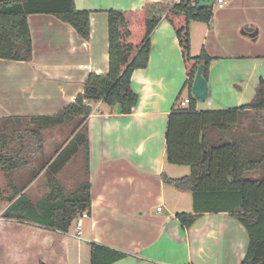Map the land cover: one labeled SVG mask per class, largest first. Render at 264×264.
<instances>
[{
	"label": "crops",
	"instance_id": "1",
	"mask_svg": "<svg viewBox=\"0 0 264 264\" xmlns=\"http://www.w3.org/2000/svg\"><path fill=\"white\" fill-rule=\"evenodd\" d=\"M178 1L74 0L77 9L90 12L87 40L52 14L27 15L31 60L0 58V65L4 62L0 66V121L53 115L82 93L89 73L108 71L106 10ZM198 1L210 5L213 15L206 23L190 22L191 53L205 50L212 60L206 76L208 98L196 102L195 108L226 110L248 104L264 81V0H225L222 8L216 7L215 0ZM246 27L256 31L254 37ZM186 80L174 29L161 20L151 36L147 66L131 75V88L138 95L131 112L117 113L103 101L91 104L86 120L87 154L83 149L91 207L81 221L80 233L76 221L61 232L0 219V264H91L90 242L125 253L111 264H239L246 255L248 235L236 218L228 212H204L185 226L177 217L193 213L192 195L169 181L183 176L174 169L176 164L165 160V131L172 108L189 96ZM212 133L208 137L213 144L235 141L245 158L263 159L252 172L255 177L264 175V106L240 110L236 124L227 132ZM42 143L43 138L41 150L18 166L26 172L22 186H13L33 204L45 195L39 185L47 184L50 161L34 159L41 157ZM30 192L36 196L30 197ZM182 194L191 201L185 204L191 211L181 209Z\"/></svg>",
	"mask_w": 264,
	"mask_h": 264
},
{
	"label": "trees",
	"instance_id": "2",
	"mask_svg": "<svg viewBox=\"0 0 264 264\" xmlns=\"http://www.w3.org/2000/svg\"><path fill=\"white\" fill-rule=\"evenodd\" d=\"M106 12L108 71L89 73L82 93L57 113L15 118L19 124L24 123L23 134L28 137L23 142L18 131V147L6 143L0 136V172L11 171L41 150L39 130L77 122L73 137L47 166V193L33 204L28 196L20 194L21 189H15L9 197H4L0 190V204L4 207L1 217L67 232L83 212H89L91 184L85 181L66 194L56 174L80 146L87 154L86 120L92 112L93 102L103 101L111 108L120 105L122 114L131 112L138 99L131 88L132 72L147 66L152 33L161 20H166L173 27L180 46L190 101L186 108H172L165 131L166 162L190 168L188 175L169 179L178 189L190 191L192 195L193 213H178L177 217L185 226H191L201 213L228 212L245 227L248 235L246 255L239 264H264V175L246 176L255 171L263 159H247L237 142L215 145L207 135L211 128L227 132L236 124L240 110L264 106V81H260L248 104L226 110H196V101L190 92L192 80L199 63L204 64L203 76L206 78L212 57L205 50L192 55L189 24L192 21L209 22L212 7L198 0H179L149 2L138 9L112 8ZM35 13L52 14L71 25L82 40L89 38L90 12L77 9L74 0H0L1 59L31 60L32 39L27 15ZM16 130H21V126ZM89 245L91 264H111L125 256L114 248L94 242Z\"/></svg>",
	"mask_w": 264,
	"mask_h": 264
},
{
	"label": "rangeland",
	"instance_id": "3",
	"mask_svg": "<svg viewBox=\"0 0 264 264\" xmlns=\"http://www.w3.org/2000/svg\"><path fill=\"white\" fill-rule=\"evenodd\" d=\"M1 63H2L1 65H3L4 62ZM185 93H187V90H185L182 95L185 96L186 95ZM76 124L77 122L75 120L72 121L71 123H64L61 126L55 125L39 130L41 138H43L42 145L44 146V148H43V152L41 153V157L38 158L39 155L38 156L36 155L34 159L35 160L40 159L41 161H45V162L52 161L56 156L58 150L63 146H65L70 141V136L73 134L74 130L76 129ZM23 125H24L23 122H20L19 124L15 120L0 121V136H3V139L6 143L10 142L11 145L18 147L19 145L16 142L18 137L16 135L18 131H20L22 134V137L24 139L23 142L28 140V137L23 134L25 132L23 130L24 129ZM19 126H21V130H16L18 129ZM212 130L216 131L214 128H211L207 130V135L209 133H212ZM218 144L220 143H215V145ZM70 160L71 162H69V164H67V166L64 167L63 170H61L60 174L58 173L56 174V179L60 182L66 194L72 193L85 182L84 152L82 146L78 148V150L74 153V156L72 157V159L70 158ZM173 167L174 169L178 170L177 174L178 173L182 174L180 176L189 174L190 168L187 165H179V166L174 165ZM22 170H23L22 168L18 167V169L16 168L13 171H11L12 174L9 175L0 172V190L2 191V195L4 197L11 196L12 192L14 191V187L20 188L22 186L23 182L25 181V178L23 176L26 175V172L23 173ZM45 175L46 177H48L47 172L45 173ZM253 175L254 172H249L246 174V176L255 177ZM11 181L13 185L9 186ZM39 186L40 188H43L42 192L47 193L48 185L46 183H43V185H39ZM34 196H36V194L30 192V197H34ZM179 200L181 202V209H183V211H191V206L187 205L188 207H186L185 205L186 203L190 204L191 202L189 201V198L186 195L182 194V197H180ZM3 209L4 207H2L0 204V219H3L1 217Z\"/></svg>",
	"mask_w": 264,
	"mask_h": 264
},
{
	"label": "water",
	"instance_id": "4",
	"mask_svg": "<svg viewBox=\"0 0 264 264\" xmlns=\"http://www.w3.org/2000/svg\"><path fill=\"white\" fill-rule=\"evenodd\" d=\"M245 31L249 32L250 36L254 37L256 31H253L251 27H246ZM204 64L199 63L197 65L190 92L196 102H204L208 98V83L206 78L203 76ZM116 112L121 113V106H116ZM181 230V227H179ZM182 231V230H181Z\"/></svg>",
	"mask_w": 264,
	"mask_h": 264
},
{
	"label": "built area",
	"instance_id": "5",
	"mask_svg": "<svg viewBox=\"0 0 264 264\" xmlns=\"http://www.w3.org/2000/svg\"><path fill=\"white\" fill-rule=\"evenodd\" d=\"M225 0H215V5L217 8H222L224 6ZM189 97L185 96L184 98H182L181 100H178L177 102V106L178 108H184L186 105L189 104ZM161 208L159 207L158 210H160ZM88 216V212L85 211L81 214V216L77 219L76 221V230L77 233H80V228H81V221L82 219L86 218Z\"/></svg>",
	"mask_w": 264,
	"mask_h": 264
}]
</instances>
